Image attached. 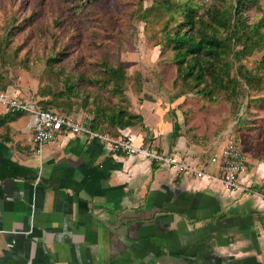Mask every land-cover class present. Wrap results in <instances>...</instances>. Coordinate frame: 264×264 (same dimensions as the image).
<instances>
[{
    "label": "rangeland",
    "instance_id": "1",
    "mask_svg": "<svg viewBox=\"0 0 264 264\" xmlns=\"http://www.w3.org/2000/svg\"><path fill=\"white\" fill-rule=\"evenodd\" d=\"M231 3L234 0H0V89L40 106L47 102L62 113L88 116L92 126L107 122L105 118L95 119L96 108L128 110L143 100L155 103L171 129L174 123L180 126L179 136L164 143L174 145L183 138L184 151L159 150L152 141L156 137L135 144L128 135L105 131L130 138L135 145L158 155L179 153L185 160L190 156L195 162L187 160L189 163L205 166L206 173L213 176L217 166L210 158L219 152L227 135L245 153L246 174L252 175L258 193L264 195V102L257 99L246 106V96L223 90L214 92L212 98L203 95L197 89L204 83L196 87L192 77L180 73L190 61L189 55L180 63L169 41L175 32L191 31L197 39L209 36V11ZM189 10L191 28L183 23ZM263 12L264 0H248L241 16L249 24ZM263 55L261 48L241 62L254 68ZM108 67L119 68L124 79L105 77ZM205 86H209L208 79ZM251 96L264 98V90ZM238 116L241 124L237 123ZM146 159L159 167H171ZM222 200L225 208L240 205L230 207L226 224L208 237L213 263L264 264V197L237 193ZM238 235L240 243L235 246L240 252L236 248L228 252V243L236 241ZM217 247L226 249L218 251Z\"/></svg>",
    "mask_w": 264,
    "mask_h": 264
},
{
    "label": "crops",
    "instance_id": "2",
    "mask_svg": "<svg viewBox=\"0 0 264 264\" xmlns=\"http://www.w3.org/2000/svg\"><path fill=\"white\" fill-rule=\"evenodd\" d=\"M128 110L141 121L119 134L135 144L156 137L159 150L182 152L185 139L164 143L172 129L157 104L143 100ZM28 121L26 113L5 112L0 103V150L26 168L0 179V264H214L208 237L226 224L230 207L240 205L225 208L223 197L261 198L113 153L83 134H63L37 154ZM251 177L242 180L254 183ZM239 241V235L230 241L228 252H240Z\"/></svg>",
    "mask_w": 264,
    "mask_h": 264
},
{
    "label": "trees",
    "instance_id": "3",
    "mask_svg": "<svg viewBox=\"0 0 264 264\" xmlns=\"http://www.w3.org/2000/svg\"><path fill=\"white\" fill-rule=\"evenodd\" d=\"M244 1L248 0H234V3L222 9L213 6L209 11L212 19V23L209 24L211 28L209 36L197 39L191 31L175 32L169 36V41L173 43L180 63L185 62V57L189 55L190 61L180 69V73L185 77H192L196 87L204 83L197 91L209 98H212L214 92L218 90L228 91L233 95L241 94L247 97L246 106H248L257 99L264 102V98L260 96L255 98L251 96L252 92L264 90V55L254 68H248L241 62L242 58L264 48V12L256 22L247 24L241 16ZM189 13L191 10L185 14L183 23H189L188 26L191 28L193 23ZM232 18L233 22L230 23ZM220 30H224L225 34H218ZM234 63L236 66L232 71ZM105 77L117 81L123 80L124 74L119 68L108 67ZM207 79L209 86H205ZM51 105L45 102L41 107L58 111L49 107ZM96 109L95 119L105 118L107 122H94V128L113 129L111 133L113 135H117L119 129L141 121L139 114L131 113L127 109L116 107ZM240 121L241 117L238 116L237 123L241 124ZM179 127V124H173L171 138L175 139L179 136ZM25 171L26 168L5 157L0 150V179L23 175ZM203 264H211V262Z\"/></svg>",
    "mask_w": 264,
    "mask_h": 264
},
{
    "label": "built area",
    "instance_id": "4",
    "mask_svg": "<svg viewBox=\"0 0 264 264\" xmlns=\"http://www.w3.org/2000/svg\"><path fill=\"white\" fill-rule=\"evenodd\" d=\"M0 103L4 106L5 112H24L28 115L30 141L37 154L40 153L43 145L56 142L58 137L63 134H83L89 139L96 138L104 141L113 153L150 158L158 164H166L182 170L184 174L194 175L197 178L207 176L219 180L222 187L227 191L241 190L248 195L257 194L264 197L263 193H258L256 184L245 183L242 180L246 174L247 159L240 146L227 135L219 152L210 158V162L217 166L216 175L213 176L206 173L205 166L189 163L179 153L168 156L158 155L148 148L135 145L130 138L99 132L92 127L89 122L91 118L88 116L45 109L34 100L10 95L6 91H0Z\"/></svg>",
    "mask_w": 264,
    "mask_h": 264
}]
</instances>
